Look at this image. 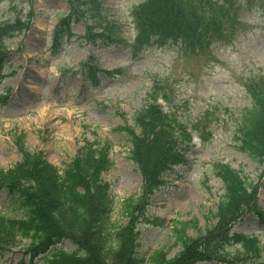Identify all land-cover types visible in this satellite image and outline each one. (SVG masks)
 I'll return each instance as SVG.
<instances>
[{
    "label": "rangeland",
    "instance_id": "374dc122",
    "mask_svg": "<svg viewBox=\"0 0 264 264\" xmlns=\"http://www.w3.org/2000/svg\"><path fill=\"white\" fill-rule=\"evenodd\" d=\"M139 1L103 0L109 18L119 23L118 40L98 41L94 46L78 37L84 32L79 21L71 27L74 34L53 54L49 47L52 28L59 19L56 13L65 10V3L34 0L35 14L27 31L6 40L9 54L0 70V96H5L0 99V168L21 159L16 133L24 132L28 148L42 150L60 169L84 139L107 138L114 163L104 174L114 198L112 218L116 223H126L124 199L140 193L142 178L128 157L130 143L112 127L125 118L132 123V115L147 102V92L156 79L170 87L172 110L188 128L206 109L211 112L204 122L211 135L200 140L192 131L194 148L186 164L163 176L164 183L151 195L137 226L138 253L169 248L173 255L178 245H173L171 219L189 221L190 235H196L198 227L203 230L216 223L213 213L223 190L213 163H228L257 183V205L264 208V166L235 146L232 117L233 111L237 116L251 103L242 78L250 70L264 67V15L256 6L239 10L242 20L250 22L237 25L235 35L227 32L226 40L211 45L209 57L192 56L174 44H155L134 55L130 46L134 37L131 11ZM256 3L264 6V0ZM7 7V2L0 5V20L14 18ZM88 58L103 69L124 67V73L94 84L90 76H82L87 69L82 63ZM160 102L169 111V105ZM5 196L0 190V213L20 215L7 208ZM232 231L257 236L264 243V223L252 212L237 221ZM64 247L71 245L65 242ZM239 249L241 245L232 242L225 244L224 251ZM10 250L0 252V264H19V246Z\"/></svg>",
    "mask_w": 264,
    "mask_h": 264
},
{
    "label": "trees",
    "instance_id": "16d2710c",
    "mask_svg": "<svg viewBox=\"0 0 264 264\" xmlns=\"http://www.w3.org/2000/svg\"><path fill=\"white\" fill-rule=\"evenodd\" d=\"M67 2L69 13L54 29L53 51L60 49L63 36L72 34L71 25L78 19L85 22L84 38L89 42L116 39L117 27L107 18L101 0ZM254 2L256 0H143L131 13L135 26L133 46L141 50L145 45L170 41L193 54L208 51L212 42L224 39L226 28L236 21L240 23L238 11ZM10 8L17 11L18 17L13 22L0 21V70L9 54L5 38L26 28L32 13L28 10L27 19L22 20V9L17 10L16 5ZM86 64L97 83L98 66L92 61ZM113 72H122V69ZM152 83L151 101L134 114L133 125L124 121L113 128L131 142L128 157L142 176L139 196L127 197L122 205L124 214L130 216L128 223L123 225L111 219L113 197L104 178V173L113 165L108 156L107 139L86 140L60 173L43 152L29 151L19 135L16 144L23 159L0 170V190L5 191L10 206L17 208L21 216L0 215V252L19 244L31 264H35L37 257L41 258L39 264H197L204 260L264 264V244L256 237L228 234L231 225L248 212H255L264 222V209L255 203L257 184L223 162L213 164L223 183V192L213 213L217 219L215 224L204 231L198 227L199 233L191 236L187 233L188 221L173 219V244L179 245L174 255H169L166 248L148 255H140L134 249L137 244L134 226L147 205L149 194L162 185L163 174L186 163L187 154L192 150L185 124L179 122L173 112H163L156 102L159 96L168 100L164 85L156 79ZM244 85L251 95V105L237 116L234 113V138L241 151L258 163H264V68L250 73ZM207 115L208 111L194 123L202 137L211 135L205 129ZM232 240L241 244L239 251L242 252L224 251L225 244ZM65 242L72 248H63ZM19 263H23L22 259Z\"/></svg>",
    "mask_w": 264,
    "mask_h": 264
}]
</instances>
